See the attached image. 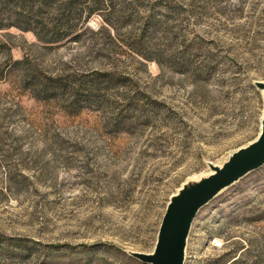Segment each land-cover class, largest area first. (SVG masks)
Wrapping results in <instances>:
<instances>
[{
  "label": "rangeland",
  "instance_id": "rangeland-1",
  "mask_svg": "<svg viewBox=\"0 0 264 264\" xmlns=\"http://www.w3.org/2000/svg\"><path fill=\"white\" fill-rule=\"evenodd\" d=\"M62 12L59 42L0 30V264H147L129 252L154 250L171 197L260 133L264 0H54L45 18ZM30 68L105 89L37 98ZM185 264H264V166L200 210Z\"/></svg>",
  "mask_w": 264,
  "mask_h": 264
},
{
  "label": "water",
  "instance_id": "water-1",
  "mask_svg": "<svg viewBox=\"0 0 264 264\" xmlns=\"http://www.w3.org/2000/svg\"><path fill=\"white\" fill-rule=\"evenodd\" d=\"M264 102V79L255 82ZM264 166V110L256 139L231 153L222 165L210 164L211 172L189 180L174 194L164 214L152 252L130 251L147 264H185L189 236L200 210L223 190Z\"/></svg>",
  "mask_w": 264,
  "mask_h": 264
},
{
  "label": "trees",
  "instance_id": "trees-1",
  "mask_svg": "<svg viewBox=\"0 0 264 264\" xmlns=\"http://www.w3.org/2000/svg\"><path fill=\"white\" fill-rule=\"evenodd\" d=\"M53 3L54 0H0V30L15 26L22 31H33L37 38L45 43H55L63 40L68 33L61 27L67 22V18L64 16L65 13L62 12L60 17L57 18L58 24L51 23L45 18V11H48ZM59 7L61 8L62 5H59ZM25 63H27L26 60L17 61L14 66ZM96 74L106 77L109 81H112L114 76L113 73L97 72ZM4 75L3 72L0 73V80L3 79ZM25 77H30L31 86L29 87H32L35 97L58 99L60 96H68L73 100V104L79 103L81 91L87 92L88 98L86 99L89 103H92L95 93H100L105 89L94 84L91 86L86 83L69 84L61 76L40 77L37 75L35 68H30Z\"/></svg>",
  "mask_w": 264,
  "mask_h": 264
}]
</instances>
